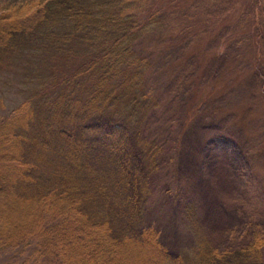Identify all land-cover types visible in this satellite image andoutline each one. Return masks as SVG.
Instances as JSON below:
<instances>
[{
    "label": "trees",
    "instance_id": "1",
    "mask_svg": "<svg viewBox=\"0 0 264 264\" xmlns=\"http://www.w3.org/2000/svg\"><path fill=\"white\" fill-rule=\"evenodd\" d=\"M17 1L0 10V57L81 60L50 108L35 93L1 118L0 253L34 244L33 264H264L262 221L221 249L191 200L181 223L193 244L177 255L146 225L157 148L141 125L159 100L136 46L163 26L161 6L145 14L142 0Z\"/></svg>",
    "mask_w": 264,
    "mask_h": 264
},
{
    "label": "rangeland",
    "instance_id": "2",
    "mask_svg": "<svg viewBox=\"0 0 264 264\" xmlns=\"http://www.w3.org/2000/svg\"><path fill=\"white\" fill-rule=\"evenodd\" d=\"M259 1L140 3L145 14L160 5L164 19L136 46L149 62L146 85L159 100L141 125L157 148L145 221L174 255L193 244L181 223L182 207L191 200L199 206L198 221L221 249L241 242L249 222L264 224V0L258 19ZM8 5L1 0L0 10ZM25 56L0 57V122L28 95L41 94L49 107L62 89L59 81L81 60L77 52L69 61ZM256 57H262L259 63ZM33 245L1 252L0 264H33Z\"/></svg>",
    "mask_w": 264,
    "mask_h": 264
},
{
    "label": "bare ground",
    "instance_id": "3",
    "mask_svg": "<svg viewBox=\"0 0 264 264\" xmlns=\"http://www.w3.org/2000/svg\"><path fill=\"white\" fill-rule=\"evenodd\" d=\"M78 107V106H77ZM76 108V107H75ZM93 113V112H92ZM94 116V115H93ZM90 117H91V114H90ZM150 160V159H149ZM156 162V161H155ZM151 163V162H150ZM155 165V164H154ZM151 177V176H150Z\"/></svg>",
    "mask_w": 264,
    "mask_h": 264
}]
</instances>
